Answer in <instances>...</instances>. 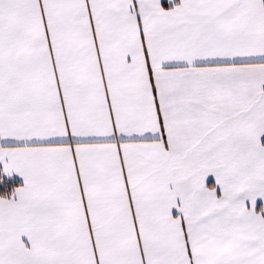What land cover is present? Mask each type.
<instances>
[{"label": "snow or ice", "instance_id": "6c2138e0", "mask_svg": "<svg viewBox=\"0 0 264 264\" xmlns=\"http://www.w3.org/2000/svg\"><path fill=\"white\" fill-rule=\"evenodd\" d=\"M0 184V264H264V0H0Z\"/></svg>", "mask_w": 264, "mask_h": 264}, {"label": "trees", "instance_id": "16d2710c", "mask_svg": "<svg viewBox=\"0 0 264 264\" xmlns=\"http://www.w3.org/2000/svg\"><path fill=\"white\" fill-rule=\"evenodd\" d=\"M20 182L21 181L18 178L14 177L11 180H6L5 184H7L8 186H12V185H14L16 183H20ZM5 184H0V194H3V192L5 190Z\"/></svg>", "mask_w": 264, "mask_h": 264}, {"label": "crops", "instance_id": "0c3cea01", "mask_svg": "<svg viewBox=\"0 0 264 264\" xmlns=\"http://www.w3.org/2000/svg\"><path fill=\"white\" fill-rule=\"evenodd\" d=\"M16 178H18L20 181H21V179L19 178V177H16ZM22 182V181H21Z\"/></svg>", "mask_w": 264, "mask_h": 264}]
</instances>
